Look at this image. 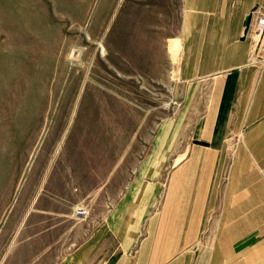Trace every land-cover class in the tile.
Listing matches in <instances>:
<instances>
[{
	"label": "rangeland",
	"instance_id": "374dc122",
	"mask_svg": "<svg viewBox=\"0 0 264 264\" xmlns=\"http://www.w3.org/2000/svg\"><path fill=\"white\" fill-rule=\"evenodd\" d=\"M150 6L0 0V264L42 261L21 246L55 222L39 228L40 197L79 199L101 219L178 110L180 43L159 42L170 29ZM77 210L72 224L88 215Z\"/></svg>",
	"mask_w": 264,
	"mask_h": 264
},
{
	"label": "crops",
	"instance_id": "0c3cea01",
	"mask_svg": "<svg viewBox=\"0 0 264 264\" xmlns=\"http://www.w3.org/2000/svg\"><path fill=\"white\" fill-rule=\"evenodd\" d=\"M141 2L170 29L159 42L180 43L178 110L101 219L79 199L40 197L39 228L55 222L22 252L42 250L37 264H264V42L255 52L252 39L264 0ZM79 208L89 214L72 224Z\"/></svg>",
	"mask_w": 264,
	"mask_h": 264
},
{
	"label": "built area",
	"instance_id": "2783aa9c",
	"mask_svg": "<svg viewBox=\"0 0 264 264\" xmlns=\"http://www.w3.org/2000/svg\"><path fill=\"white\" fill-rule=\"evenodd\" d=\"M255 16V25L252 30V39L255 46V52L260 48L264 42V7H258L254 11ZM88 214L87 211L83 209L77 210L75 216H86Z\"/></svg>",
	"mask_w": 264,
	"mask_h": 264
}]
</instances>
